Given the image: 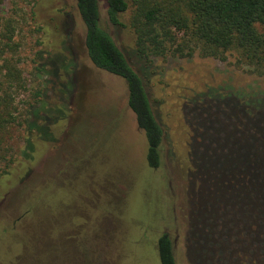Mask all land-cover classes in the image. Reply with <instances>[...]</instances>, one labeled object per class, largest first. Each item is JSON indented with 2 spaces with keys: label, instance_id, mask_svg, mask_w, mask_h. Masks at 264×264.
<instances>
[{
  "label": "rangeland",
  "instance_id": "rangeland-1",
  "mask_svg": "<svg viewBox=\"0 0 264 264\" xmlns=\"http://www.w3.org/2000/svg\"><path fill=\"white\" fill-rule=\"evenodd\" d=\"M100 6L165 129L163 164L154 169L146 162L145 138L127 107L124 80L89 61L74 0H4L0 13L17 21L26 81L18 106L23 109L39 90L38 99L51 107L47 132L33 139L32 159L20 155L26 126L10 131L13 160L0 168V264H160L157 240L164 232L175 245L176 264H189L186 108L221 93L264 97V75L237 66L231 56L154 57L147 64L134 52L129 12L120 17L122 25L113 26L105 0ZM70 78L67 98L68 86L62 85ZM47 133L55 139L48 141Z\"/></svg>",
  "mask_w": 264,
  "mask_h": 264
},
{
  "label": "trees",
  "instance_id": "trees-1",
  "mask_svg": "<svg viewBox=\"0 0 264 264\" xmlns=\"http://www.w3.org/2000/svg\"><path fill=\"white\" fill-rule=\"evenodd\" d=\"M3 3L0 0V8ZM74 6L84 26L89 61L124 80L127 107L145 138L146 162L160 168L165 129L154 114L142 77L104 24L100 0H74ZM127 12L134 52L147 64L154 57L197 55L225 61L231 56L237 66L264 75V0H105L109 24L122 25L120 17ZM16 28L14 17L0 13V168L13 160L11 129L23 124L27 138L20 155L32 159L33 139L43 137L44 129L47 132L51 107L38 99L39 90L23 109L18 106L26 81ZM49 62L53 75L51 70L46 73L55 78L56 64L51 58ZM70 81L62 85L68 86L63 94L67 98ZM218 96L193 100L185 111L190 128L186 258L189 264H264V97ZM45 137L55 139L48 133ZM157 251L160 264H176L175 245L165 232L157 240Z\"/></svg>",
  "mask_w": 264,
  "mask_h": 264
}]
</instances>
